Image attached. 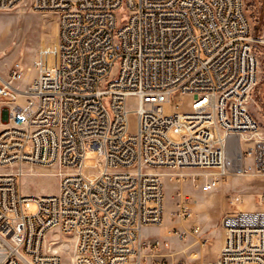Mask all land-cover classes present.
I'll use <instances>...</instances> for the list:
<instances>
[{
  "label": "built area",
  "instance_id": "1",
  "mask_svg": "<svg viewBox=\"0 0 264 264\" xmlns=\"http://www.w3.org/2000/svg\"><path fill=\"white\" fill-rule=\"evenodd\" d=\"M22 3L57 13L59 29L31 80L22 82L18 62L0 77L9 117L0 128V264H199L198 253L183 263L155 251L160 242L146 241L144 228L164 219L166 176L205 170L203 191L229 173L264 176V130L247 106L264 34L255 35L246 0H0V10ZM176 96L190 99L166 109ZM88 152L98 159L90 172ZM23 164L56 167L57 192H23ZM221 225L224 242L206 264H264V209L227 212Z\"/></svg>",
  "mask_w": 264,
  "mask_h": 264
},
{
  "label": "rangeland",
  "instance_id": "2",
  "mask_svg": "<svg viewBox=\"0 0 264 264\" xmlns=\"http://www.w3.org/2000/svg\"><path fill=\"white\" fill-rule=\"evenodd\" d=\"M246 4H253L251 8L254 10L264 9V0H246ZM247 12L250 16V10ZM261 27L259 31L254 29L256 36L264 34V25ZM58 29V15L53 11L33 10L24 3L11 10H0V77L8 78L11 68L18 62L23 70L22 82L31 80L36 73L35 59L43 47H51L57 43ZM254 47L259 58V69L257 82L251 91L247 106L264 130V43H256ZM189 99V96H176L166 105V109H173L179 102L186 104ZM185 104L184 108L187 107ZM137 106V99L129 98L127 107L131 132L137 129ZM8 120L7 109L0 98V128L5 126ZM171 136L173 139L179 138L176 134ZM97 162V156L88 152L87 171H94L93 166ZM250 163L247 160L245 165ZM22 167L19 187L23 192L36 195L57 192L60 175L56 167L44 168L28 164H23ZM183 171V177H165L164 219L158 225L144 228L145 240H158L160 243L154 248L155 251L174 252L175 259L183 263L190 261L192 253H198L195 261L206 264L216 259V245L224 238L221 218L225 213L240 209H264V202H259V194L264 193V176L229 173L220 177L214 189L203 191L201 184L209 177L205 170ZM90 177L94 178L95 173L91 172ZM180 192L189 196L191 209L190 214L186 216H182L180 212ZM35 210L33 203L29 211ZM195 224L201 226L204 237L194 232ZM63 248L66 250V261L70 263L72 243Z\"/></svg>",
  "mask_w": 264,
  "mask_h": 264
},
{
  "label": "trees",
  "instance_id": "3",
  "mask_svg": "<svg viewBox=\"0 0 264 264\" xmlns=\"http://www.w3.org/2000/svg\"><path fill=\"white\" fill-rule=\"evenodd\" d=\"M253 5V4H252ZM252 5H247V11L250 10V19L253 21L254 29L257 31L261 30V26L264 25V9L257 10L252 9Z\"/></svg>",
  "mask_w": 264,
  "mask_h": 264
},
{
  "label": "crops",
  "instance_id": "4",
  "mask_svg": "<svg viewBox=\"0 0 264 264\" xmlns=\"http://www.w3.org/2000/svg\"><path fill=\"white\" fill-rule=\"evenodd\" d=\"M223 242H224V238H221V240L218 241V243L216 245V249H215L216 258L218 257V254H219V251H220V248H221Z\"/></svg>",
  "mask_w": 264,
  "mask_h": 264
}]
</instances>
